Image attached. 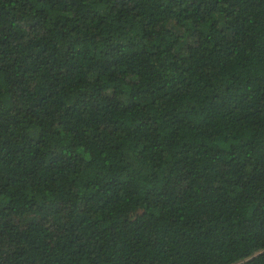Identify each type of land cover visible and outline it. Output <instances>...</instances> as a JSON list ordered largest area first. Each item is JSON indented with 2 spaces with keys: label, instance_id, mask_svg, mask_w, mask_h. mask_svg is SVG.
Here are the masks:
<instances>
[{
  "label": "trees",
  "instance_id": "1",
  "mask_svg": "<svg viewBox=\"0 0 264 264\" xmlns=\"http://www.w3.org/2000/svg\"><path fill=\"white\" fill-rule=\"evenodd\" d=\"M0 264H264V0H0Z\"/></svg>",
  "mask_w": 264,
  "mask_h": 264
}]
</instances>
